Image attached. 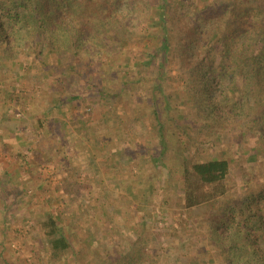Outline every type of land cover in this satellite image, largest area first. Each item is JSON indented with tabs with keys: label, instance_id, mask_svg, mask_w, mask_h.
Returning <instances> with one entry per match:
<instances>
[{
	"label": "rangeland",
	"instance_id": "374dc122",
	"mask_svg": "<svg viewBox=\"0 0 264 264\" xmlns=\"http://www.w3.org/2000/svg\"><path fill=\"white\" fill-rule=\"evenodd\" d=\"M128 3L132 7L139 3L142 5L141 0H121L122 8ZM122 8H119L118 14H128L121 11ZM136 15L130 18L126 34L131 40L122 46L123 52L116 59L118 62L115 63L114 58L108 61L105 53H93L99 59H94L92 65L87 66V70L94 75L92 81L87 83L78 76H72L71 83L70 77L66 81L69 94L79 98L65 105L67 110L63 115L57 111L54 116L62 117L72 130L76 126L74 120L76 123L78 120L85 121L88 127L83 128L75 139L60 144L59 150L48 147L52 139L46 126L43 130L33 127L36 116L45 120V114L43 117L36 114L32 106H23L26 94L32 102H40L41 97L45 101L52 98L47 84L50 78H43L38 60L34 57L35 60L30 61L29 54L22 51L13 65L20 72L12 70L9 77L8 71L0 72V264H50L35 228L37 221L45 219L48 212H56L61 217L64 234L73 244L72 254L61 264H225L223 256L216 250L212 230L207 224L217 206L211 207L213 211L208 210L207 203L187 209L180 191L183 187V168L177 153L178 133L169 117L165 116L163 96L168 95L171 99L172 117L182 118V124L191 128L188 156L195 153L196 158L206 159L220 153L223 146L209 147L202 141L203 135L198 130L202 121H198L199 124L192 122L197 118L194 116L195 104L193 99L191 103L183 86L179 62L174 56L177 52H173L166 67L169 78L162 83L163 92L154 93L150 89L151 83L144 82L139 91L144 97L130 102L129 112H125L119 104L114 105L113 101L102 100L98 87L93 86L94 83L101 86L105 79L104 84L118 89L125 75L131 81L139 76L145 79L156 76V71L151 74L152 69H143L138 75L133 71L139 67L134 66L131 72L122 68V63L129 59L132 64L136 60H146L147 52L152 50L142 41L149 28L148 20L141 18V23H138ZM83 34L87 37V33ZM61 41L69 43V40ZM87 46L88 43L84 42L76 47L84 54L85 62H89L90 55V47ZM30 55L33 58L34 53ZM76 66L80 70L79 61ZM102 68L108 74L98 77ZM54 80L51 77V81ZM54 85L53 92L67 97L61 90V83ZM5 86H9L8 91ZM12 93L13 97L10 96ZM154 96L157 97L155 100H159L164 132L170 143L164 152L158 131L152 127L156 124L154 117L148 113ZM135 103L137 106L134 109ZM26 106L28 108L24 111ZM190 110L194 113L187 117ZM136 114L143 122L136 120ZM129 118L132 121H128ZM232 134L237 136L238 132L225 134L223 141ZM95 135L102 141L94 150L89 145L92 152L88 157L87 150L82 148ZM244 138H239V145L234 143L226 147V156L232 162V172L227 180L229 191L219 196L214 203L216 205L228 197H242L244 187L248 189L247 179L251 176L257 183L264 178L263 157L254 162L247 156L254 153L258 136L252 133ZM121 148L126 150L124 155H121L124 151ZM71 162L75 167L77 164L89 166L90 163L96 167L90 169V177L78 179V176H70L66 172ZM93 180H99V184L93 183ZM104 191L109 194L107 200H104ZM84 198L88 201H83ZM136 243L148 248V254L141 259L134 252Z\"/></svg>",
	"mask_w": 264,
	"mask_h": 264
},
{
	"label": "trees",
	"instance_id": "16d2710c",
	"mask_svg": "<svg viewBox=\"0 0 264 264\" xmlns=\"http://www.w3.org/2000/svg\"><path fill=\"white\" fill-rule=\"evenodd\" d=\"M115 1L0 0V72L8 71V77L12 70H15L14 73L20 72L13 65L22 51L29 54L30 61L33 62L34 57L38 60V69L43 71V78H50L47 84L52 98L45 101L41 97L40 102H32L26 94L23 106H32L35 113L43 117L45 114V120L36 116L33 127L43 130L46 126L52 139L48 147L59 150L60 144L75 139L83 128L88 127L85 121L78 120L76 123V120H72L76 124L72 130L62 117L54 116L57 111L63 115L67 110L65 105L79 98L78 95L69 94L68 78L70 83L72 76L83 78L87 83L92 81L94 75L87 70V66L92 65L94 59H99L93 53H105L108 61L110 58L119 59L122 46L131 40L126 34L130 18L137 14L138 23H141V18L147 19L149 28L142 41L152 50L147 52L146 60H136L132 64L129 59L122 63V68L131 72L134 66L139 67L133 71L138 75L143 69H152L151 74L156 71V76L146 79L139 76L131 81L125 75L118 89L104 84L105 79L101 86L96 83L93 86L98 87L102 100L113 101L114 105L119 104L125 112H129L130 102L143 99L139 91L144 82L151 83L150 89L154 93L163 92L162 83L169 78L166 67L171 62L173 52H177L174 56L179 62L183 86L188 91L191 103L193 99L195 104L194 116L197 118L192 122L202 121L198 130L203 135L202 141L209 147L223 146L220 153L206 159L196 158L195 153L188 156L186 152L189 150L191 128L182 124V118L172 117L171 99L168 95L163 96L165 116L169 117L178 133L177 153L183 168V187L180 190L183 203L187 209L207 203L209 211L217 206L207 224L212 230L216 250L223 256L225 264H264V178L257 183L250 175L251 178L247 179L248 189L244 187L242 197H228L225 201H219L218 205L214 204L219 196L229 191L227 180L232 172V162L226 156V147L234 143L239 145V138L245 140L244 137L255 133L258 136L257 146L254 153L247 156L254 162L262 156L264 162V0H141L142 5L139 3L132 7L128 3L124 8L121 0ZM120 7L128 14H118ZM83 33H87V37ZM64 39L69 43L60 42ZM84 42L90 47L89 62H85L84 54L76 50ZM31 53H34L33 58ZM75 58L79 61L80 70ZM99 73L98 77L108 74L104 68ZM51 77L55 82L51 81ZM58 82L67 97H60L52 91ZM5 90L8 91L9 86ZM15 95L22 98L19 94ZM10 96L13 97L14 93ZM156 98L154 96L149 105L148 113L154 117L156 124L152 127L158 131L164 152L170 143L166 139L165 124ZM136 106L137 103L134 109ZM193 113L190 110L187 117ZM136 120L143 122L139 115ZM128 121H132V118ZM229 132L238 134H232L223 141L224 135ZM100 141L97 135L89 138L82 148L87 150L88 157L92 152L89 145L94 150ZM120 150H124L121 152L124 155L126 150ZM95 167L94 163L89 166L77 164L75 167L71 162L66 172L80 179L90 177V169L94 170ZM93 181L99 184V180ZM102 194L107 200L108 192ZM83 201L87 202L88 199L84 198ZM57 215L56 212H48V216L38 220L35 226L50 264L64 263L73 250L72 241L64 234L61 217ZM147 249L139 243L134 245L135 255L140 259L148 254Z\"/></svg>",
	"mask_w": 264,
	"mask_h": 264
},
{
	"label": "crops",
	"instance_id": "0c3cea01",
	"mask_svg": "<svg viewBox=\"0 0 264 264\" xmlns=\"http://www.w3.org/2000/svg\"><path fill=\"white\" fill-rule=\"evenodd\" d=\"M0 168H2V167H0Z\"/></svg>",
	"mask_w": 264,
	"mask_h": 264
}]
</instances>
